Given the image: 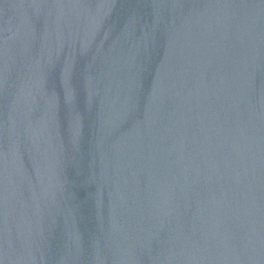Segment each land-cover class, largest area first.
<instances>
[{"label": "water", "instance_id": "obj_1", "mask_svg": "<svg viewBox=\"0 0 264 264\" xmlns=\"http://www.w3.org/2000/svg\"><path fill=\"white\" fill-rule=\"evenodd\" d=\"M0 264H264V0H0Z\"/></svg>", "mask_w": 264, "mask_h": 264}]
</instances>
